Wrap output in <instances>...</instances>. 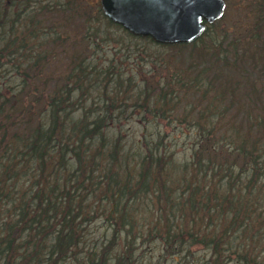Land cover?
<instances>
[{
    "label": "trees",
    "instance_id": "trees-1",
    "mask_svg": "<svg viewBox=\"0 0 264 264\" xmlns=\"http://www.w3.org/2000/svg\"><path fill=\"white\" fill-rule=\"evenodd\" d=\"M31 1L0 0V264H138L141 252L134 247L107 252L98 239L87 241L83 223L95 210L94 203L82 201L84 194L99 187V197L114 202L125 225L137 200L155 196L151 221L164 242L162 255L174 261L181 258L186 243H203L208 250L197 258L198 264H228L232 255L237 264H264V0L246 6L254 17L246 43L240 26L231 33L214 29L227 12L192 42L157 43L124 30L146 40L148 48L151 43L195 48L167 58L155 82L138 80L135 69L114 64L105 68L96 62L84 80L80 71L88 51L107 38L97 24L106 20L101 5L96 8L99 15L92 17V33L83 31L80 41L68 45L59 40V50L49 51L43 49L47 35L36 18L42 13V19H50L59 8ZM60 9L81 15L72 3ZM84 19L87 23L91 18ZM76 46L86 51H74ZM65 58L77 75L71 69L67 76L55 75L56 64ZM188 71L193 78L187 84L180 75L176 78L185 96L166 95L167 82ZM164 73L171 79L163 80ZM55 76L59 90L49 88ZM35 80L51 95L37 92L39 96L31 97L40 106L32 102L18 108V96ZM159 87L156 94L154 88ZM194 93L200 96H187ZM131 115H139L144 124V143L133 152L131 146L123 149L127 140L121 130L108 132ZM206 118L211 127H204ZM149 119L157 125L153 132L147 130ZM174 119L193 123L196 139L191 157L176 174L177 183L173 177L170 186H163L167 179L162 184L151 179L162 172L161 166L169 167L162 122ZM166 156L168 161L163 160ZM70 165L75 170L58 169ZM94 171L103 179L100 185ZM188 210L192 217L185 220ZM204 213L216 214L221 223L202 236L195 220ZM86 244L90 246L82 248Z\"/></svg>",
    "mask_w": 264,
    "mask_h": 264
},
{
    "label": "rangeland",
    "instance_id": "rangeland-1",
    "mask_svg": "<svg viewBox=\"0 0 264 264\" xmlns=\"http://www.w3.org/2000/svg\"><path fill=\"white\" fill-rule=\"evenodd\" d=\"M34 0L31 1V5L34 4ZM41 4H44L46 8L50 10H54L55 8H59L55 13L49 14V18L42 19V13L37 17L40 23V28L43 31L45 39L43 40V49H47L49 51H58L59 46L61 45L59 40H64L65 45L70 43H76V40H81L84 33H92V17L94 15H99L98 10L96 8L99 5V0H38ZM251 0H226V10L227 16L224 20L216 24L214 29L219 28H226L228 33H231L236 26L241 27V40L242 42L246 43V40L249 37V33L247 34V29L251 27L254 22V17L252 10L247 9L246 6L248 2ZM72 5L81 12V15H69L65 10L60 9V6L63 5ZM100 6V5H99ZM230 6V7H229ZM229 7V8H228ZM66 8V7H64ZM229 9V10H228ZM66 12V13H63ZM103 11V9H102ZM86 12V13H85ZM104 15L101 21L97 24L101 25L102 33L107 37L105 40H100L98 45L94 50H89L87 53L86 62L84 64V69L80 71L81 75L86 80V74L91 72V68L89 67L91 63L96 62L99 66L102 67H109L111 64H114L117 68H123L124 70H128L129 68L135 69L137 71L138 80L148 79L150 82H155L161 79V72L163 69H160V65L166 63V59L169 57H177L179 56V51L190 53L195 52V48L192 46H185L182 48L179 47H170V46H163L160 44H153L151 43L150 48L145 47L144 45L148 44L146 40H143L139 37H131L125 31L127 30L121 24L116 23L114 21L110 22V19L105 15L104 11L102 12ZM84 17L91 18L86 23ZM97 18V17H94ZM84 21V22H83ZM110 23H109V22ZM57 23V26L55 25ZM85 24V25H84ZM125 30V31H124ZM129 31V30H128ZM130 32V31H129ZM230 35V34H229ZM136 36V35H135ZM95 42V41H94ZM71 46V45H70ZM68 47V49L70 48ZM143 46L146 48H143ZM39 47V46H37ZM61 47V46H60ZM67 47V46H66ZM143 49V50H142ZM61 50V48H60ZM147 50L156 51L158 50L159 53L156 55L146 54ZM74 51H86L84 47L76 46ZM94 51V52H90ZM173 53L174 56H169ZM147 57L148 60H144L143 58ZM188 59V58H187ZM165 60V62H164ZM68 59L65 58L62 63L59 65L56 64V68L54 69L55 75H61L64 73V76H67L70 73V65L67 62ZM109 63V64H108ZM186 65V63H185ZM68 68V69H66ZM194 68V67H193ZM148 69V70H147ZM154 69V73H148V71ZM130 70V69H129ZM196 72H199L197 68H194ZM43 71H46L44 69ZM69 71V72H67ZM72 72H77L71 69ZM164 71V70H163ZM180 75V79L184 81L185 84L188 81H191L193 78L192 72H186L184 74L176 75L174 80L167 82L164 88L169 89V92L166 94H174L180 95L178 96H185L186 89L183 86H179L176 83L177 76ZM90 77V75H89ZM0 78H3L0 76ZM53 79L56 80H49L50 87L56 90L60 88V80L59 76H55ZM171 78L166 77V73H164V79L168 80ZM145 84V82H144ZM189 86V85H187ZM159 87L154 88V92L156 94H160ZM52 89V90H53ZM49 90V89H48ZM48 90H43V86H41V80H35L31 84L30 90H25L18 96L21 99L17 101V107H21L22 105L27 106L29 103H34L35 106H40L36 102H34V98L31 96H39L37 92L41 96H50L51 93ZM187 96H200L197 93L188 94ZM134 112H137L135 110ZM211 118V117H210ZM210 118L204 119V127H211L212 123H210ZM209 120V121H208ZM150 119L147 121V123ZM149 127L147 130L149 132L155 131V127L157 125L152 124L151 122L148 123ZM116 129L111 127L108 131L111 134H115L116 131L121 130V134L127 140L126 144L123 145V149L126 147L131 146L128 150L133 152L136 149H140L143 142L142 131L144 130V124L141 122V118L139 115L133 116L129 119H123L120 125H115ZM194 124L190 122H179L177 119L172 121H163L162 128L165 130V137H163L164 145L168 149L171 154V157L168 162L169 167L161 166L159 174L154 176V179L151 180H158L160 184L167 179V184H163V186H170L172 182L177 183V172L181 169V166L188 158L191 157L193 152V143L196 139L194 132L197 130L194 129ZM229 139H227V142ZM146 146V145H145ZM144 146V147H145ZM232 146V143L231 145ZM127 150V149H126ZM158 153V150L156 151ZM167 156L163 160H167ZM233 157L231 156L230 159ZM162 160V157L160 158ZM162 160V161H163ZM167 160V161H168ZM75 166V165H74ZM74 166L71 165L68 168L63 166L59 167L58 169L64 170L66 172L68 169L75 170ZM167 171V173H166ZM94 179L98 180L102 183L101 175L98 171H94ZM174 181H170L169 178H173ZM204 182V181H203ZM202 182V183H203ZM26 185L25 187H28ZM174 185V187H176ZM172 187H170L167 194H170ZM225 188H223L224 190ZM165 190V189H164ZM102 188L91 190L88 193L84 194V198L82 203L84 202H92L94 203V214L93 216L85 220L83 225L88 229L89 235L86 237L87 241H92L94 239H98L100 244H105L107 252H117L121 251L125 248H132L134 247L135 250H140V256L137 255V262L138 264H198L197 258H201L205 253L207 248L204 247L203 243L200 244H191L189 245L186 243L187 246L185 251H182L181 258L178 257L177 261H174L170 258V256L166 253L162 255V244H164L162 240V236L160 233L154 229V223L151 221L153 215L155 214L153 209L156 206L154 203L152 208L150 209V205L156 199L154 196V200L148 198L147 200H137L134 204V207L129 208V212H131V218L128 219L130 222L125 225L124 224V217L121 215L118 209L115 208L114 202L103 200L99 197ZM166 191V190H165ZM169 198V197H168ZM85 200V201H84ZM169 201H172L169 198ZM165 203V202H164ZM189 211V210H188ZM173 216V215H172ZM192 217V213L189 211L185 214V220ZM221 219L217 217L216 214L213 217L209 213H204L203 215H196L197 224L201 226V235L205 236L208 233L212 234L211 232L215 229L220 228L219 224ZM80 223V222H79ZM78 223V224H79ZM128 226V229L126 228ZM161 226L164 227L163 224ZM152 230H156L151 234L150 237L147 236V233L151 232ZM132 233V236L126 238L127 234ZM140 233H143V236H140ZM18 236V235H17ZM189 238V237H188ZM1 241V239H0ZM196 241V240H193ZM90 246L86 244L82 248H86ZM176 250L179 249L178 244L174 247ZM121 249V250H120ZM102 252H98L101 254ZM109 255H107L108 257ZM193 257H195L193 259ZM234 255L230 256L227 259L228 264H237L234 261ZM197 261V263H196ZM24 262V261H22ZM118 261L110 262L108 261L107 264H118Z\"/></svg>",
    "mask_w": 264,
    "mask_h": 264
},
{
    "label": "water",
    "instance_id": "water-1",
    "mask_svg": "<svg viewBox=\"0 0 264 264\" xmlns=\"http://www.w3.org/2000/svg\"><path fill=\"white\" fill-rule=\"evenodd\" d=\"M101 6L131 33L176 44L197 40L224 15L226 0H101Z\"/></svg>",
    "mask_w": 264,
    "mask_h": 264
},
{
    "label": "flooded vegetation",
    "instance_id": "flooded-vegetation-1",
    "mask_svg": "<svg viewBox=\"0 0 264 264\" xmlns=\"http://www.w3.org/2000/svg\"><path fill=\"white\" fill-rule=\"evenodd\" d=\"M99 4L101 5V0H99Z\"/></svg>",
    "mask_w": 264,
    "mask_h": 264
}]
</instances>
